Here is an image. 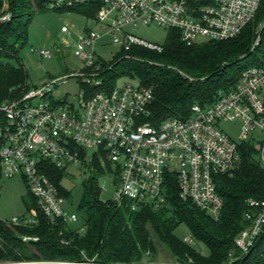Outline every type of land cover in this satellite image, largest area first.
<instances>
[{
  "label": "built area",
  "instance_id": "1",
  "mask_svg": "<svg viewBox=\"0 0 264 264\" xmlns=\"http://www.w3.org/2000/svg\"><path fill=\"white\" fill-rule=\"evenodd\" d=\"M50 8L71 7L91 0H39ZM92 18L99 28L84 27L74 43V55L83 61L85 84L101 86L96 45L105 36L123 51L133 46L162 50L135 36L129 29L138 24H155L176 29L187 45L204 40H227L237 36L254 19L262 0H100ZM3 4L0 23L10 19ZM264 21L259 23L250 52L260 42ZM61 32L69 35L66 27ZM58 50V48H56ZM40 58H51L47 49ZM70 76H75L70 73ZM66 78V77H65ZM56 78L40 87L22 89L12 99L0 102V167L2 177L24 180L35 208L12 217L8 224L34 227L39 214L50 224L77 222L78 215L66 210V197L46 173L48 165L64 171L81 167L84 173L99 156L106 160L114 184L111 200L117 206L160 208L168 199V183L174 178L178 197L191 201L217 219L223 201L216 189V176L231 174L239 160V145L254 146L264 167V51L240 74L235 87L218 93L209 106L193 104L187 117H172L155 126L144 120L153 99L149 86H114L87 93L81 87L77 105L57 101L52 87L66 81ZM221 122L236 123L235 138L221 128ZM94 149L93 152H90ZM60 186L62 187L61 183ZM63 188V187H62ZM102 191V186L99 185ZM244 218L249 225L234 243L247 254L264 227V202L246 201ZM81 229L80 232H82ZM22 242L36 236L21 235ZM184 242L192 243L189 235ZM229 256L231 254L229 253ZM0 264H103L93 258L79 261H4ZM123 264V263H117Z\"/></svg>",
  "mask_w": 264,
  "mask_h": 264
},
{
  "label": "trees",
  "instance_id": "2",
  "mask_svg": "<svg viewBox=\"0 0 264 264\" xmlns=\"http://www.w3.org/2000/svg\"><path fill=\"white\" fill-rule=\"evenodd\" d=\"M7 1L8 8L4 12L10 14V19L0 23V102L29 88L23 68L1 59L16 58L26 40L34 4L42 8L43 3ZM4 2L0 0V14ZM100 6V0H91L59 10L94 18ZM263 21L264 0L254 19L237 36L227 40H204L187 45L180 40L178 30L168 29L160 52L133 46L124 51L134 58L131 61L113 64V61L100 60L101 86L92 89L85 83L81 86L90 94L113 88L122 77L130 78L153 90V99L144 114L146 122L157 126L168 118L187 117L193 104L209 106L220 91L236 86L241 72L254 60L246 65L241 61L264 46L263 27L259 44L250 52L257 26ZM106 171L110 172V166L106 160L102 164L97 156L84 173L86 178L77 207L82 232L71 229L70 224H50L40 214L39 223L30 228L13 226L0 219V262L93 258L103 264H153L161 247L179 264H264V227L247 254H241L234 243L239 232L249 225L244 218L246 201L253 198L264 202V167L249 143L239 145V160L232 173L216 176V189L223 201L217 219L193 202L179 198L174 178L168 183L167 202L160 208L140 207L132 211L127 205L103 201L98 181ZM46 173L58 186L59 193L68 198L69 192L60 186L64 171L48 165ZM32 203L35 208L33 197ZM180 224L187 226L192 241L206 245L208 256L176 237L175 230ZM21 235L38 239L22 242Z\"/></svg>",
  "mask_w": 264,
  "mask_h": 264
},
{
  "label": "rangeland",
  "instance_id": "3",
  "mask_svg": "<svg viewBox=\"0 0 264 264\" xmlns=\"http://www.w3.org/2000/svg\"><path fill=\"white\" fill-rule=\"evenodd\" d=\"M6 8H8V5ZM59 9L50 8L47 3L45 5L42 3V8H38L34 4L31 20L27 25L26 40L18 49L16 58L1 59V61L8 62L11 65L21 66L26 73L27 84L31 87H40L44 83L51 82L56 78L66 77L64 83L52 87L50 96L54 100L71 102L77 105V94L82 87L81 84L86 81L88 74L86 72V76H84L83 61L74 55L73 46L77 41L78 34L82 33L84 27L96 29L99 28V25L92 18H86L70 10ZM63 26L69 30V35L61 32V27ZM128 30L144 41L154 44H162L168 32V29L155 24H138L133 29L128 28ZM41 48L49 50L51 52V58H40L37 51ZM263 49L264 46L261 48V51ZM261 51L256 50L253 55L242 60L241 64L246 65L252 60H255L256 57L261 55ZM95 59H102L106 62L113 61L112 63L114 64L120 61H131L134 58L124 54L119 44L110 42V37L105 36L96 45ZM70 73H74L75 76L68 77ZM136 84V80L122 77L117 81L116 86L122 87L124 85ZM220 128L232 138H235L238 130L236 123L232 124L229 122H221ZM93 151L94 149L90 150V152ZM85 178L84 169L81 167H70L67 169L61 185L69 192V197L66 198L65 205L68 212L77 213V207L83 190L82 182ZM98 183L103 189L100 194V199L103 201L112 200L115 187L110 172L106 171ZM33 208L32 196L22 178L15 177L8 179L1 177V220L8 222L12 217L27 214ZM70 228L75 231H81V219L70 224ZM175 235L180 240H183L190 235V231L187 226L180 224L175 230ZM190 245L203 256L209 255L208 248L202 242L192 241ZM231 254L234 255V251ZM153 264L179 263L175 262L166 248L159 247L156 263Z\"/></svg>",
  "mask_w": 264,
  "mask_h": 264
},
{
  "label": "water",
  "instance_id": "4",
  "mask_svg": "<svg viewBox=\"0 0 264 264\" xmlns=\"http://www.w3.org/2000/svg\"><path fill=\"white\" fill-rule=\"evenodd\" d=\"M5 3L7 4L8 3V1L7 0H5ZM8 5V4H7ZM7 5H6V7H7ZM57 50V49H56Z\"/></svg>",
  "mask_w": 264,
  "mask_h": 264
}]
</instances>
